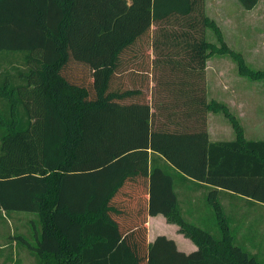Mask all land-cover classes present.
<instances>
[{
	"label": "trees",
	"instance_id": "trees-1",
	"mask_svg": "<svg viewBox=\"0 0 264 264\" xmlns=\"http://www.w3.org/2000/svg\"><path fill=\"white\" fill-rule=\"evenodd\" d=\"M205 2L0 0V53L26 54L30 68L0 76V212L42 210L37 244L20 240L42 264H259L232 235L217 239L183 218L174 175L214 188L224 228L218 189L264 204V141H248L227 106L209 103L189 76L168 84L173 99L160 115L127 76L128 61L142 59L139 43L157 49L158 24L188 58L174 65L202 74L212 54H229L240 75L264 79L207 41ZM259 2L240 0L245 10ZM209 112L225 114L235 141L210 140ZM124 192L136 203L124 207ZM159 215L199 250L186 255L164 235L149 243L147 219Z\"/></svg>",
	"mask_w": 264,
	"mask_h": 264
},
{
	"label": "rangeland",
	"instance_id": "rangeland-1",
	"mask_svg": "<svg viewBox=\"0 0 264 264\" xmlns=\"http://www.w3.org/2000/svg\"><path fill=\"white\" fill-rule=\"evenodd\" d=\"M205 4V13L210 20V26L206 28L207 41L218 49L225 48L228 50L230 48L235 50L236 53L241 55L245 62L244 64L252 72L264 71V4L257 11L249 10L248 13L239 4L238 0H206ZM231 20L237 23L245 20L250 25L247 23L240 30L233 29ZM176 28V25H171V28L167 27V30L171 29L173 33ZM216 29L220 30L221 39ZM235 30L238 31V34ZM163 35L160 25L155 24L152 40L157 41L155 45L157 49H155V52L151 51L149 39L144 41L145 45L139 43L137 48H142V59L133 58L128 61L133 62L130 63L133 66V71H129L127 75L134 77L136 86L141 87L150 100L152 95L154 96V109H158L156 108L157 103L158 107L162 109L161 112L158 109V114H164L165 110L163 109H166L165 106L169 105L171 99H173L172 92L169 91L171 88L168 87V84L171 83V87L179 88L175 84L185 81L189 76L190 84L194 83L201 86L200 83H203L209 103L213 101L229 103L232 100L238 102L243 99L250 102L248 111L251 113L246 115V129L247 133L250 132L248 135L249 140L264 139V130L261 132L257 131L259 123H262L261 127L264 129V79H250L248 76L240 75L239 63L229 54H212L208 58L207 68L202 74H200V70L194 72L186 64L174 65L175 62L178 63L179 61L184 63L188 58L185 57L181 45H178V47L173 46L170 38L164 40L162 38L164 37ZM179 41L182 43V39ZM25 55L0 53V76L5 74L6 71L11 76L14 75V77H18L21 72L28 73L30 68ZM30 66L35 67L33 64ZM20 80H17L16 83L22 84L23 81ZM155 95L157 96L155 97ZM180 109L183 110V107ZM19 110L23 111L21 107ZM215 116L220 117L216 119L225 120V124L222 122L218 124L221 130L224 129L227 132V124L230 125L233 131L231 139H233L234 130L228 119L222 114H214L212 112L206 114L209 134L214 138L215 130L213 129V124ZM159 121L161 120L159 119ZM215 133L218 132L216 131ZM210 207L207 205V214L201 221L193 219L191 215L190 217L186 215L185 219L191 224L201 226V228L211 232L214 236H218L219 230L213 210ZM190 212L192 215H198V209L192 208ZM44 215L39 208L34 213L25 214L23 212H0V264H35L32 260L34 258L37 259L36 264H42L40 257L19 239L22 238L28 243L36 245L37 238L42 230ZM157 230L159 234L173 237L174 231L170 227L161 225L157 227ZM14 242L17 243L15 247L18 258V261L15 262L13 260L8 261L14 249Z\"/></svg>",
	"mask_w": 264,
	"mask_h": 264
},
{
	"label": "crops",
	"instance_id": "crops-1",
	"mask_svg": "<svg viewBox=\"0 0 264 264\" xmlns=\"http://www.w3.org/2000/svg\"><path fill=\"white\" fill-rule=\"evenodd\" d=\"M238 1H239V4L241 5L240 0ZM263 4H264V0H260L258 5L253 10H250V11H255V10L257 11L259 8H261ZM245 11L247 13L249 12V10H245ZM247 23L248 22L245 20L242 22L240 21L239 23L231 20L232 28L238 29V30H240L242 26L245 27ZM248 24L250 25V23ZM236 32L238 34V31ZM220 103L226 105L229 112L238 120L239 124L241 125L244 131V136L248 141H264L263 138H259L256 140H252V139L249 140L248 135L250 132L247 133V129H246V122H247L246 115L247 113L248 114L251 113L250 111H248V108L251 104L250 102H248L246 99H243L238 102L232 100L229 103L221 102V101ZM214 114H222L225 116L224 113H214ZM216 118H220V117H216V116L214 117L215 122L213 124V129L215 130V132L217 131L218 133L214 132V138L209 134L210 140L212 142L235 141L237 139V135H236V131L232 123L230 122V120L226 117V119H228V121L230 122L234 130L233 139H231V137L233 136V131L230 125L227 124L228 125V127H226L228 129L227 132L224 129L221 130L218 124H220V122L225 124V120L222 121L221 119H216ZM261 124L262 123H259L257 125L258 132H261L264 130L261 127ZM156 156L157 155H155L153 152L150 151V166H151V160H154ZM174 176H175V182H176V193L178 195V201H179L181 213L184 219L186 218V215L189 217L191 215L193 219H198L201 221L203 218H205L207 214V211H206L207 205L211 206L210 208L213 210L216 225L219 230V235L214 236V234H212L211 232L207 230L206 231L209 232L211 235H213L217 239H220L222 235H224V232L232 235L234 238V244L236 246H238L239 248H241L242 250H244L246 253L250 254L251 256L255 257L257 261L259 262V264H264V204L263 203H260L252 199L242 197V196H238L226 190L218 189V192L215 195V199L221 206L222 217H223V220L225 221L224 228H222L218 223L217 211H215V209L213 208L210 202V198H211L212 192H214V188L208 185H205V184H200V183L193 182L191 180H187L183 178L181 175H179L178 173H176ZM140 191L141 190H139V192ZM123 194L124 195L121 198H122V201H123L122 204L124 207H129L131 204L133 205L136 203V199L131 200V198H129L130 197L129 193L124 192ZM134 198H137V194L134 196ZM192 208L198 209V212H197L198 215L191 214L190 211L192 210ZM23 214L25 213L23 212ZM185 220L188 222L187 219ZM147 225H148V242L149 243H153L158 236L162 235V234H159L157 227L161 225H165V227L172 228L174 232H173V237H168L167 235H164V236L175 241L177 250L179 252H182L186 255H190L199 250V247L195 243L185 238V236L179 232L178 226L169 224L167 222V219L162 215H159L156 217L149 216L147 219ZM197 227L201 228V226H197ZM20 240L21 238L19 239V241ZM16 244L17 243L14 242V245H13L14 249L9 256L8 261L9 260H13L14 262L18 261L17 250L15 247ZM27 247L29 248V246ZM32 260L36 264L37 259L34 258Z\"/></svg>",
	"mask_w": 264,
	"mask_h": 264
}]
</instances>
